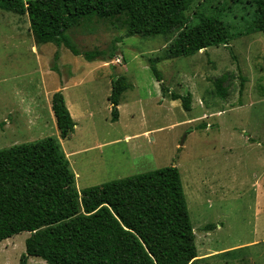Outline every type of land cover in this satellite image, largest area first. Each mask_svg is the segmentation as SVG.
<instances>
[{"label":"rangeland","instance_id":"obj_1","mask_svg":"<svg viewBox=\"0 0 264 264\" xmlns=\"http://www.w3.org/2000/svg\"><path fill=\"white\" fill-rule=\"evenodd\" d=\"M251 12L242 0H192L185 15L240 27ZM123 19L79 20L67 30L81 53H104L88 61L63 44L37 42L26 15L0 9V149L55 137L78 191L175 165L194 230V264H264V34L171 58L177 30L126 36ZM222 74L225 97L213 85ZM118 77L126 88L112 121ZM61 87L75 122L65 139L49 109ZM170 93L189 95L190 110ZM207 224L213 228L204 231ZM28 236L0 241V264H20ZM26 264L47 263L29 256Z\"/></svg>","mask_w":264,"mask_h":264},{"label":"trees","instance_id":"obj_2","mask_svg":"<svg viewBox=\"0 0 264 264\" xmlns=\"http://www.w3.org/2000/svg\"><path fill=\"white\" fill-rule=\"evenodd\" d=\"M192 0H0V9L26 15L39 43L63 44L88 61L102 51L81 53L67 30L79 20L123 17L126 36L151 37L177 30L169 44L171 58L191 56L211 46H227L237 36L264 34V0H242L252 8L238 27L215 16L187 20ZM230 52L231 49L229 48ZM150 70L161 80L155 64ZM228 74L213 81L225 97ZM243 82V79L241 80ZM242 84V83H241ZM126 88L112 79V121ZM190 110V96L170 93ZM51 110L59 138L74 131L61 90L52 93ZM213 228L207 224L203 230ZM29 233L20 264L29 256L47 264H194L196 245L180 173L168 165L78 191L75 175L55 137L0 149V241Z\"/></svg>","mask_w":264,"mask_h":264},{"label":"crops","instance_id":"obj_3","mask_svg":"<svg viewBox=\"0 0 264 264\" xmlns=\"http://www.w3.org/2000/svg\"><path fill=\"white\" fill-rule=\"evenodd\" d=\"M60 90L62 91V87L60 88ZM56 91H57V89H56ZM55 92V91H54ZM51 98V97H50ZM49 109H50V112H51V117H52V120H53V122L55 123V118H54V115H53V113H52V110H51V103H50V100H49ZM0 124H2V123H0ZM56 125V124H55Z\"/></svg>","mask_w":264,"mask_h":264},{"label":"water","instance_id":"obj_4","mask_svg":"<svg viewBox=\"0 0 264 264\" xmlns=\"http://www.w3.org/2000/svg\"><path fill=\"white\" fill-rule=\"evenodd\" d=\"M183 142H184V138L181 140V142H180V145H182V144H183Z\"/></svg>","mask_w":264,"mask_h":264}]
</instances>
